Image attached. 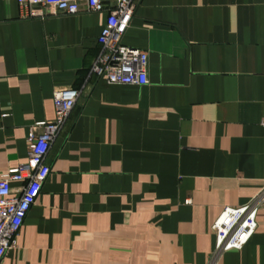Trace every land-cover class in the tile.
<instances>
[{"label": "crops", "instance_id": "obj_1", "mask_svg": "<svg viewBox=\"0 0 264 264\" xmlns=\"http://www.w3.org/2000/svg\"><path fill=\"white\" fill-rule=\"evenodd\" d=\"M72 1L25 18L0 0V175L54 119L55 88L80 90L1 264H264V204L240 249L215 255L211 228L264 195V0H134L123 42L147 52L144 85L91 73L116 0Z\"/></svg>", "mask_w": 264, "mask_h": 264}, {"label": "built area", "instance_id": "obj_2", "mask_svg": "<svg viewBox=\"0 0 264 264\" xmlns=\"http://www.w3.org/2000/svg\"><path fill=\"white\" fill-rule=\"evenodd\" d=\"M17 1L25 18H46L61 12L76 14L81 10L80 3L72 0H60L53 4H48L46 0ZM133 1L116 0V4L108 9L106 24L98 37L101 51L91 73L106 78L111 84L148 83L147 52L123 42L134 16ZM86 4L90 12L105 10L103 0H86ZM79 95L80 90L73 87L55 88L54 119L38 122L29 132L28 160L0 175V264L7 251L16 246L20 228L51 172L46 158ZM36 128H41V131H36ZM12 181L21 183L17 190L13 188ZM262 204L264 195L259 194L246 204L222 209L211 225L215 233V255L242 248L255 231L256 212Z\"/></svg>", "mask_w": 264, "mask_h": 264}]
</instances>
